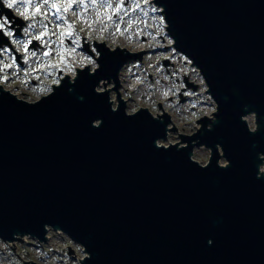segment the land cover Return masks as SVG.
Wrapping results in <instances>:
<instances>
[{"label":"water","instance_id":"obj_1","mask_svg":"<svg viewBox=\"0 0 264 264\" xmlns=\"http://www.w3.org/2000/svg\"><path fill=\"white\" fill-rule=\"evenodd\" d=\"M154 3L209 86L215 122L160 146L168 114H129L96 90L129 60L105 46L96 73L37 101L0 87V237L47 241L50 226L83 246L82 264H264V0ZM201 144L206 164L193 159Z\"/></svg>","mask_w":264,"mask_h":264},{"label":"rangeland","instance_id":"obj_2","mask_svg":"<svg viewBox=\"0 0 264 264\" xmlns=\"http://www.w3.org/2000/svg\"><path fill=\"white\" fill-rule=\"evenodd\" d=\"M52 1H57L61 9L62 7H68L69 3H71L72 6L68 9L70 11V16L67 19L64 18L63 23H58V21H56L57 16L63 17L62 10H60L58 15H54L51 12L50 5ZM111 1L112 0H48V3L45 4L43 0H32V3H26L24 0H17V3L11 8H8L7 0H3L2 4L10 13L31 20L24 28L22 35H15L13 27L16 23L9 21L7 18L9 13L4 12L2 15L4 17L3 23L5 24L3 31L16 50L24 53V58L28 64L26 74L34 76V79H38V77L41 79L44 78L43 74L35 72L42 69V67L46 69L45 61L47 59H53L49 55L50 50L47 48L48 43L54 44V57L57 58V63H63L66 71L65 74H69V77H76L78 72L77 68L83 66L85 63L80 49L83 37L86 38L87 42H92L94 39L98 40L100 35L104 33L106 38L111 39V41H107L108 44H106L105 47L109 51H114V46H121V50L125 55L128 54L130 60L126 67L123 68L122 66L123 69L117 83L113 80H106V82L110 83L107 84L108 91L106 92H108L110 100H116L113 106L116 108L119 105L118 97L115 95L116 91L117 93L119 92L120 98L126 101L125 108L126 112L129 114L134 113L139 106H144L154 115H157L161 113L157 104L163 103V110L170 114V120L174 123L172 126L170 125V127H176L177 130L170 131L168 139L166 141L160 140L159 143L168 145L169 143L179 142L181 141V134L191 135L195 132L193 125L194 120L200 116L199 111L202 110V113L210 115L209 112L213 110L211 102H214V100L211 99L209 95H207V98L205 96L201 98L193 96L194 94H199L200 90L206 88L202 83L203 75L196 67H189V58L184 53L179 51L175 55L170 56V50H165L166 37L168 42H170V36L167 33L165 34L166 36L162 33V28L158 23V19L162 16L160 13H157L156 9L150 4L145 7V9L143 7L139 8V10L145 12L150 22H142L138 19V15H132L130 10L139 5L136 0H129L128 5L117 6L116 19L113 21L111 18L110 21V25H112L111 30H104L108 22L107 18L111 17V13L115 9V7L112 8ZM37 7L40 9L39 12L36 11ZM148 11L152 13L153 17ZM152 18L158 27L154 31L147 28L152 26ZM98 23H100L98 27L93 26ZM29 25H32V27L29 28ZM69 25H71V29H69ZM25 29L28 30L25 31ZM69 31L72 32L71 36L67 35ZM9 32H11L12 35H8L7 33ZM61 32L65 33L63 36L67 40L63 54H59L57 47V40ZM155 35L162 36L164 42L160 36L158 39H155ZM37 36H42V38L38 40L39 44L33 46L29 51L25 50V45L28 46L29 39L31 37L36 38ZM117 37H123L120 44H116L113 41ZM68 39L70 42H68ZM96 48L93 46L94 50H96ZM142 51H146L142 60V66L136 67L134 58H132L131 55ZM33 52L35 55H32ZM46 52L48 55H44ZM164 60H167V64L165 65ZM3 67L7 66L0 64L2 72H4ZM92 68L93 70H90V72L94 73L96 72L95 69L99 68V66L96 62H93ZM52 70L53 68L47 71L52 72ZM151 75H153V78ZM47 76H50V74L48 73ZM185 76L194 79V82H197L198 86L197 89L193 90L189 88L186 90L185 94L187 96L183 92L186 99L181 102L179 94L182 92V87H184L183 78ZM46 80H48V78L43 79L41 86L40 83H30L27 81V77L25 78L16 70L13 81L20 83L21 87L28 86L30 96L22 97L18 92L12 93L19 99L29 102L37 101L41 98L42 91L45 89L43 82ZM102 84V82L100 85L98 84L96 90L103 92L102 90L105 89ZM146 87L147 90H145ZM6 89L11 88L8 85ZM153 91L156 92L157 96H152ZM247 121L249 125L255 126L253 115H249ZM209 155L210 152L204 144L194 148L193 158L201 164L207 163ZM225 162V159L222 157L220 163L224 164ZM47 229L48 232L46 236L48 235L49 238L45 244L38 245L37 241L32 238L24 237L23 240L25 242H17V246L13 245V247L10 248L6 243L4 244L0 237V264H22L25 259H33L37 264H81V260H83L85 255L82 250L83 246L80 243L74 245V253L70 255L68 250L64 249L65 243H68L67 240L65 239L63 241L59 236L52 234L50 226L47 227ZM66 235V238L70 240L71 237L67 233Z\"/></svg>","mask_w":264,"mask_h":264},{"label":"snow or ice","instance_id":"obj_3","mask_svg":"<svg viewBox=\"0 0 264 264\" xmlns=\"http://www.w3.org/2000/svg\"><path fill=\"white\" fill-rule=\"evenodd\" d=\"M24 2H26V3H32V0H24ZM43 2H44L45 4H47V3H48V0H43ZM15 3H17V0H7V7H8V8H11ZM71 6H72L71 3H69L68 7H66V8L64 9V11L67 12L68 9H69ZM52 7L55 8L56 5L53 4ZM36 11L39 12L40 9L37 7ZM57 11H59L58 8H57ZM56 19H57V20H60L61 17L57 16ZM57 26H59V25H57ZM4 27H5V24H4V23H0V30H3ZM31 27H32V25H29V28H31ZM45 27H46V26H45ZM69 29H71V25H69ZM27 30H28V29H25V31H27ZM7 34H8V35H12L11 32H9V33H7ZM61 35L63 36V35H65V33H61ZM67 35L71 36V35H72V32L69 31V32L67 33ZM36 38L39 40V39L42 38V36H37ZM25 50H27V45H25ZM32 55H35V53L33 52ZM44 55H48V53L46 52V53H44Z\"/></svg>","mask_w":264,"mask_h":264},{"label":"bare ground","instance_id":"obj_4","mask_svg":"<svg viewBox=\"0 0 264 264\" xmlns=\"http://www.w3.org/2000/svg\"><path fill=\"white\" fill-rule=\"evenodd\" d=\"M119 2H120V0H112L111 1V6H112V8H114V7H116L118 4H119ZM197 69V68H196ZM74 78L75 77H72L71 79H70V81H74ZM102 83H104V82H106V79H103L102 81H101ZM50 92H48L47 94H49ZM112 101V103H115L116 102V100H111ZM249 115V114H248ZM156 117V116H155ZM159 117H162V115L161 116H159ZM211 118V120L212 121H214L215 122V119H214V117H210ZM244 118L246 119V120H248V116L246 115V116H244ZM162 119V118H161ZM214 122L213 123H211L212 125L214 124ZM202 125V124H201ZM211 126V125H210ZM210 126H209V128H210ZM248 126H249V128L252 130V131H255V130H257L258 128H259V125L258 124H255V126L253 127V126H251V125H249L248 124ZM169 130H170V126H169ZM169 130H168V132H169ZM197 140V139H196ZM196 140H194V141H191V142H193V143H196ZM160 141H158V144L160 145L161 143H159ZM187 142V141H186ZM186 142H183V143H186ZM166 146V145H165ZM260 173L261 174H264V162H262L261 163V165H260Z\"/></svg>","mask_w":264,"mask_h":264}]
</instances>
